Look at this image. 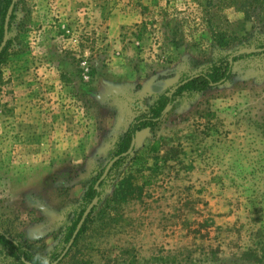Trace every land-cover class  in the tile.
<instances>
[{
  "label": "rangeland",
  "instance_id": "374dc122",
  "mask_svg": "<svg viewBox=\"0 0 264 264\" xmlns=\"http://www.w3.org/2000/svg\"><path fill=\"white\" fill-rule=\"evenodd\" d=\"M230 1L16 0L0 56V229L59 251L152 96L261 49L190 106L177 102L182 139L169 156L153 160L136 141L63 264H264V25ZM100 7L115 32L93 22ZM219 31L239 40L223 49Z\"/></svg>",
  "mask_w": 264,
  "mask_h": 264
},
{
  "label": "trees",
  "instance_id": "16d2710c",
  "mask_svg": "<svg viewBox=\"0 0 264 264\" xmlns=\"http://www.w3.org/2000/svg\"><path fill=\"white\" fill-rule=\"evenodd\" d=\"M13 0H0V46L4 39V24L7 16L8 9ZM17 3L14 5V10ZM228 6H234L239 11L243 12L247 20L253 22L262 23L264 25V0H231L227 3ZM13 10V11H14ZM14 13L11 15L9 26L13 19ZM214 40L223 49L231 48L238 40V36L233 33L219 31L215 33ZM7 42L5 49L8 47ZM256 51L244 52V53H229L221 56L216 62L212 64L205 72L186 76L178 83L177 88L172 90H165L156 93L152 96V100L148 103L147 108L137 116H135L128 124L127 129L123 132L116 144L115 156H121L127 152L131 146L133 139L136 138L139 132L146 130L154 131L161 121L166 116L170 106L174 102L181 98H192L198 94L204 93L206 90L219 86L227 82L232 74L235 63L241 59L248 58L251 55L256 54ZM2 53L0 54V56ZM160 144L156 143L151 150L147 152H158ZM129 156H121L120 159L114 164L108 177L127 160ZM102 170L87 187L83 194L79 210L74 212V217L71 220L70 225L65 229L63 239L61 241L60 250L44 252L36 246L34 243H21L12 237L7 231L0 229V255L3 257H10L12 264H39L36 259L38 256H47L51 264H63L71 254L72 248L76 247L81 239L82 235L87 230L88 223L91 216L93 215L96 206L92 209L91 213L86 218L81 230L76 236L72 247L69 251L61 258L67 245L73 237V234L85 212L87 207L93 201L94 198L100 197L101 192L96 188V184L103 174ZM107 177V178H108ZM152 179L144 180V186H150ZM103 181L100 183L99 188L103 185Z\"/></svg>",
  "mask_w": 264,
  "mask_h": 264
},
{
  "label": "crops",
  "instance_id": "0c3cea01",
  "mask_svg": "<svg viewBox=\"0 0 264 264\" xmlns=\"http://www.w3.org/2000/svg\"><path fill=\"white\" fill-rule=\"evenodd\" d=\"M105 10H106V8H101V7L98 8V11L97 12H100L102 14L100 15V17L99 16L96 17V18L93 17V22L94 23H96V22L97 23L105 22V25L106 26L107 25H111L110 31L115 32L114 31V24H112L113 23V20H114V17H115V14H112V15L106 14V15H104L105 14L104 13ZM106 16H107V18H108L109 21L108 20H105V17ZM120 28H121V26L119 25L116 28V30L117 29H120ZM198 95H201V94H198ZM198 95H196V96H198ZM196 96H194L192 98H181V99L186 100V102H188L187 106H190L191 103L193 102L194 98H196ZM181 99L176 100L174 102V104L172 106H170V108L168 109V112H167L166 116L164 117V119L161 121V123L159 124V126L154 131L146 130V131H143V132H139L137 134L136 138H135L136 141H137V143L140 140H147L149 142V144H148V146H149L148 147V150L149 149L151 150V148L156 143H159L160 144V149L158 150V152H152V153H150V155L152 156V159L153 160H157L159 162L162 159H164L166 156H169V153H170V147H169V145H172V143H170L171 139H173L175 142H178V141H180L182 139L180 137V136H182L180 133H175V134L172 133V129L173 130H176V128H174V125H176V123L173 124V120L174 121L176 120V119H174L176 117L175 112L180 107L177 102L179 100H181ZM212 180L213 181L218 180L217 176H214Z\"/></svg>",
  "mask_w": 264,
  "mask_h": 264
},
{
  "label": "water",
  "instance_id": "95a60500",
  "mask_svg": "<svg viewBox=\"0 0 264 264\" xmlns=\"http://www.w3.org/2000/svg\"><path fill=\"white\" fill-rule=\"evenodd\" d=\"M15 2L16 0H13V2L11 3L9 9H8V12H7V16H6V19H5V24H4V39H3V42L0 46V53L2 52V50L4 49L5 45H6V41L8 40V33H9V22H10V18H11V15L13 13V10H14V5H15ZM259 51L261 49H256V50H252V51ZM251 52V51H250ZM177 88V86H175L172 91H174L175 89ZM135 143H136V139H133L132 143H131V146L130 148L128 149L127 152L123 153L121 156H127L129 155L130 153H132L133 149H134V146H135ZM121 156H115L109 163L108 165L106 166V168L104 169V172L103 174L101 175L100 179L98 180L97 184H96V188L99 189V185L100 183L108 176L109 172L111 171L112 167L114 166V164L120 159ZM98 198H94L93 201L90 203V205L87 207V209L85 210L74 234H73V237L72 239L70 240L69 244L67 245L64 253L62 254L61 258L69 251V249L72 247L73 243H74V240L76 238V236L78 235L79 231L81 230L82 228V225L84 224L86 218L88 217V215L91 213L92 209L94 208L96 202H97Z\"/></svg>",
  "mask_w": 264,
  "mask_h": 264
},
{
  "label": "clouds",
  "instance_id": "9594fccd",
  "mask_svg": "<svg viewBox=\"0 0 264 264\" xmlns=\"http://www.w3.org/2000/svg\"><path fill=\"white\" fill-rule=\"evenodd\" d=\"M36 259L39 261V264H51V261L47 256H38Z\"/></svg>",
  "mask_w": 264,
  "mask_h": 264
}]
</instances>
